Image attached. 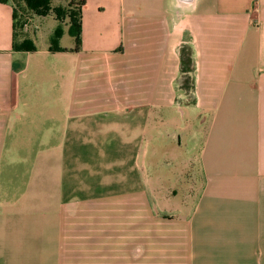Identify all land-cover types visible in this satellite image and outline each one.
<instances>
[{"label": "crops", "instance_id": "crops-1", "mask_svg": "<svg viewBox=\"0 0 264 264\" xmlns=\"http://www.w3.org/2000/svg\"><path fill=\"white\" fill-rule=\"evenodd\" d=\"M37 16L0 0V264H264V0Z\"/></svg>", "mask_w": 264, "mask_h": 264}, {"label": "trees", "instance_id": "trees-1", "mask_svg": "<svg viewBox=\"0 0 264 264\" xmlns=\"http://www.w3.org/2000/svg\"><path fill=\"white\" fill-rule=\"evenodd\" d=\"M68 1H69L70 10L73 11V14H71V18H70V23H71L70 35L76 38L77 41L76 49H78L80 42V33H81V9L85 4L86 0H68ZM24 2L28 7V9L40 14L44 13V11H46L51 4V0H24ZM62 35H63L62 28L60 27L57 28L51 40L52 42L51 50L53 51L63 50V48L60 47V39ZM18 48L34 50L35 46L33 42H31L30 40H24L21 46H18Z\"/></svg>", "mask_w": 264, "mask_h": 264}, {"label": "rangeland", "instance_id": "rangeland-1", "mask_svg": "<svg viewBox=\"0 0 264 264\" xmlns=\"http://www.w3.org/2000/svg\"><path fill=\"white\" fill-rule=\"evenodd\" d=\"M13 2L16 5L17 16L20 17L19 24H21L24 19L26 20L27 18H32L33 15H39L37 17H46V20H51V18L55 16L60 21L59 27L62 28L63 30L64 27L63 24L66 22H70L71 14H73V11L70 10L68 0H51V4L49 8L46 11H44V13L42 14L33 12L30 9H28L24 0H13ZM33 27L35 29L36 28L38 29L39 25L33 24L32 28ZM28 34L30 36L33 35V31L30 30ZM70 42H72L71 39L69 37H66L63 40V45H68V44L70 45ZM183 79H184V83H186L187 85L186 87L188 88V90H191L192 88L191 84L193 82L191 74L188 73L187 75H184ZM176 106L178 109L186 108L183 103L181 104V106H178V104Z\"/></svg>", "mask_w": 264, "mask_h": 264}]
</instances>
